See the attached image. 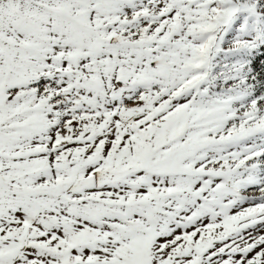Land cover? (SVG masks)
I'll use <instances>...</instances> for the list:
<instances>
[{
  "label": "snow or ice",
  "instance_id": "snow-or-ice-1",
  "mask_svg": "<svg viewBox=\"0 0 264 264\" xmlns=\"http://www.w3.org/2000/svg\"><path fill=\"white\" fill-rule=\"evenodd\" d=\"M0 264H264V0H0Z\"/></svg>",
  "mask_w": 264,
  "mask_h": 264
}]
</instances>
